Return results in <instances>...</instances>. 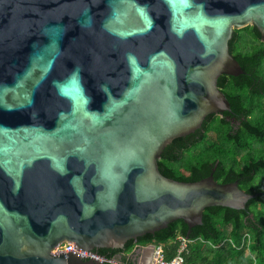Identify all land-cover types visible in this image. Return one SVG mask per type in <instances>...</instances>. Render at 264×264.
I'll return each mask as SVG.
<instances>
[{
  "label": "water",
  "instance_id": "95a60500",
  "mask_svg": "<svg viewBox=\"0 0 264 264\" xmlns=\"http://www.w3.org/2000/svg\"><path fill=\"white\" fill-rule=\"evenodd\" d=\"M249 26L264 42V0H0V264H119L94 250L257 198L157 164L229 110Z\"/></svg>",
  "mask_w": 264,
  "mask_h": 264
},
{
  "label": "trees",
  "instance_id": "16d2710c",
  "mask_svg": "<svg viewBox=\"0 0 264 264\" xmlns=\"http://www.w3.org/2000/svg\"><path fill=\"white\" fill-rule=\"evenodd\" d=\"M228 49L243 75L220 76L218 88L233 108L237 101L245 98V93H250L252 101L263 100L264 42L260 41L255 27L234 30ZM237 115L234 126L238 123L241 127L235 138L227 126L220 140L206 143L202 149H197L198 131L176 139L164 149L157 163L158 170L165 178L194 183L206 178L215 168L213 178L216 183L237 181L239 189L247 194H258L257 198L248 201L241 211L222 207L205 209L202 224L189 233L187 226L179 220L164 230L138 238L136 243L127 242L123 250L102 249L94 250V253L109 261H118L120 257L119 264H129L125 254L135 245H153L161 246L165 260L170 261L179 248L177 238L181 237L187 240L183 253L185 264H264V117L244 122L240 120L241 112L237 111ZM255 130L262 136V143L260 151L253 157L260 158L262 163L259 175L252 177L247 147L255 145L258 148L260 138L256 137Z\"/></svg>",
  "mask_w": 264,
  "mask_h": 264
},
{
  "label": "flooded vegetation",
  "instance_id": "af4514ba",
  "mask_svg": "<svg viewBox=\"0 0 264 264\" xmlns=\"http://www.w3.org/2000/svg\"><path fill=\"white\" fill-rule=\"evenodd\" d=\"M218 89L222 92L220 88ZM249 94L250 93H245V98H243V100L240 99L239 101H237L234 108L231 102L227 100L229 104V110L219 112L217 114L208 115L204 119L200 129L197 130V139L199 146H203L206 143L220 140L227 126L230 128L232 138H235L236 132H238L241 127L238 123L237 127L234 126L238 117L237 111L241 112V114L243 115L240 120L244 122L256 121L257 119H261L264 117V99L252 101ZM258 133L259 132L255 130L256 137L260 138V142L257 146L258 148L256 149L255 145H249L247 147V152L249 155V166L253 171L252 177H254V175L256 174L259 175V172H261L259 169L262 163L261 159H254L255 157H253V154H255L256 151H260L262 143V136H259ZM255 170H257L258 173H255ZM258 175H256V177Z\"/></svg>",
  "mask_w": 264,
  "mask_h": 264
},
{
  "label": "built area",
  "instance_id": "2783aa9c",
  "mask_svg": "<svg viewBox=\"0 0 264 264\" xmlns=\"http://www.w3.org/2000/svg\"><path fill=\"white\" fill-rule=\"evenodd\" d=\"M179 248L177 250L176 255L170 261H166L163 253V248L161 246H154L152 249V263L151 264H185L183 253L186 249L187 240L184 238H177ZM244 246V241L242 242V246Z\"/></svg>",
  "mask_w": 264,
  "mask_h": 264
},
{
  "label": "crops",
  "instance_id": "0c3cea01",
  "mask_svg": "<svg viewBox=\"0 0 264 264\" xmlns=\"http://www.w3.org/2000/svg\"><path fill=\"white\" fill-rule=\"evenodd\" d=\"M152 245H138L131 259L132 264H151Z\"/></svg>",
  "mask_w": 264,
  "mask_h": 264
},
{
  "label": "rangeland",
  "instance_id": "374dc122",
  "mask_svg": "<svg viewBox=\"0 0 264 264\" xmlns=\"http://www.w3.org/2000/svg\"><path fill=\"white\" fill-rule=\"evenodd\" d=\"M247 44H249V41H247ZM204 146V145H203ZM203 146H198L197 149H202Z\"/></svg>",
  "mask_w": 264,
  "mask_h": 264
}]
</instances>
